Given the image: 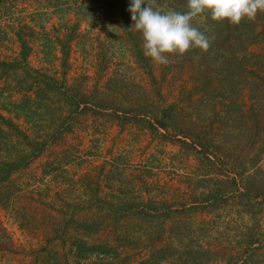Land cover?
Instances as JSON below:
<instances>
[{"label": "rangeland", "instance_id": "rangeland-1", "mask_svg": "<svg viewBox=\"0 0 264 264\" xmlns=\"http://www.w3.org/2000/svg\"><path fill=\"white\" fill-rule=\"evenodd\" d=\"M128 7L0 0V60L17 65L0 69V264H234L260 231L239 175L264 184V12L198 16L209 48L159 65Z\"/></svg>", "mask_w": 264, "mask_h": 264}, {"label": "clouds", "instance_id": "clouds-1", "mask_svg": "<svg viewBox=\"0 0 264 264\" xmlns=\"http://www.w3.org/2000/svg\"><path fill=\"white\" fill-rule=\"evenodd\" d=\"M186 12L160 11L146 0H129L132 25L142 35L144 55L159 65H167L169 56L183 55L190 49L207 50L209 38L194 19L205 13L213 21L238 25L264 12V0H187Z\"/></svg>", "mask_w": 264, "mask_h": 264}, {"label": "trees", "instance_id": "trees-1", "mask_svg": "<svg viewBox=\"0 0 264 264\" xmlns=\"http://www.w3.org/2000/svg\"><path fill=\"white\" fill-rule=\"evenodd\" d=\"M147 1V0H146ZM166 3V6L170 7L172 4H175L177 0H148L147 3H150L155 9L162 8L161 4ZM24 49H26L25 45ZM21 67L23 68L26 73L30 72V63L28 59V53L27 51H23L22 57H21ZM17 65H13L12 63L4 62L0 60V69L2 71H8L12 68H17ZM30 76V75H29ZM35 77L41 78V82L45 85V87L49 88L50 90H53L55 92L61 93L60 90L62 88L61 85L59 86V82L55 80L54 78L50 77L49 75H35ZM37 80V79H35ZM64 95L66 97L70 96L72 99V105L73 107H77L79 109L82 105L88 106V101L85 96H80L78 94L75 95V93L71 92L69 89L63 90ZM62 94V93H61ZM101 105V104H100ZM103 106V105H101ZM137 116V115H136ZM165 126V125H164ZM195 143V142H194ZM196 144V143H195ZM239 183L240 188L243 190L241 192V196L243 197V201L240 206H242L244 209V213L248 216H250L252 219L259 221L261 224V228L259 233H251L248 235L249 241L248 245L249 247L246 248L245 255L242 257V259L237 261L234 264H249L251 260V256H248L249 254H255L259 252L260 249L264 248V184L260 182H256L253 178H251L250 175H248L247 172L242 173L239 175Z\"/></svg>", "mask_w": 264, "mask_h": 264}]
</instances>
